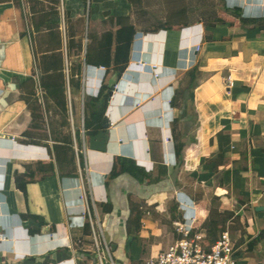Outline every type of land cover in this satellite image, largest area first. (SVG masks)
I'll return each mask as SVG.
<instances>
[{"label": "crops", "instance_id": "0c3cea01", "mask_svg": "<svg viewBox=\"0 0 264 264\" xmlns=\"http://www.w3.org/2000/svg\"><path fill=\"white\" fill-rule=\"evenodd\" d=\"M135 2L59 0L54 8L49 0H0V264H98L81 214L83 187L118 262L154 257L177 238L176 220L191 214L202 228L214 208L241 244L237 264H264V0ZM57 19L58 29L74 33L72 59L82 44L77 91L66 74L77 155L69 118L45 94L44 107L36 100L38 48H56L41 38ZM129 23L128 61L102 118L109 122L106 150L89 148L85 127L83 149L85 102L111 78L103 65L85 62V49ZM159 23L171 27L146 29ZM114 157L141 171L110 176ZM48 164L52 172L28 181L25 191L17 187L15 172ZM136 206L138 230L130 221Z\"/></svg>", "mask_w": 264, "mask_h": 264}, {"label": "trees", "instance_id": "16d2710c", "mask_svg": "<svg viewBox=\"0 0 264 264\" xmlns=\"http://www.w3.org/2000/svg\"><path fill=\"white\" fill-rule=\"evenodd\" d=\"M52 2L53 7L56 8L59 0H49ZM130 3L136 7L135 0H129ZM139 1V0H138ZM57 13V11L55 10ZM67 18V13H65V21ZM118 23V19L115 20ZM171 25L165 23H159L157 26H147L146 29L156 30L159 28H170ZM50 29H47L48 33L46 37L41 38V42L46 45L49 42H55L57 44L56 48H38L40 53L37 62V69L40 73V84L44 90V94L47 97V105L51 106V102L58 111H60L64 116L68 117L67 110V100H66V73L65 68H67V78L68 83L72 89V92L77 91V85H79V78L81 73L82 61L80 60V54L82 53V44L79 42L76 44V49L78 56L71 58V48L72 43L74 42L73 36L74 33L67 29H58V19L54 26H50ZM55 28V29H53ZM133 24H125L119 26L114 32L109 30L105 31L100 38L94 43L87 45L84 52V60L86 63L94 65H103L106 68L105 72L111 71V78L108 82L102 83L99 93L96 97L90 98L85 102V108L88 109V113H85L84 117V127L87 129V133L91 134L92 132L97 131V128H100L101 121L104 115V110L108 100V91L113 89V86L116 80L121 75L124 67L128 61V52L130 48L131 38L134 33ZM64 39V44L62 42ZM110 70V71H109ZM77 76V78H76ZM78 82H77V80ZM31 115L33 118H40L41 113L38 105L35 100L31 106ZM96 127V128H95ZM30 135V132H26L25 135ZM77 134V133H76ZM38 136L30 137L31 142H39L37 139ZM65 146L63 147L67 151L73 152L72 141L71 139H64ZM57 145H54V150L57 149ZM39 172L35 173L31 170H28L27 173H14V181L17 187L25 191V185L28 181L35 180L49 174L53 171L52 165L48 164L47 166L42 165L38 166L37 169ZM141 171L140 168L135 164L134 161L125 159L123 157H114L112 163V169L110 176H115L122 172H129L131 174H136V172ZM77 172L74 169H70L67 174L71 176ZM35 217L33 215H30ZM140 218L141 211L138 207H135L134 216L131 218L132 227L136 230L140 228ZM86 228V233H90L89 224L86 222L84 224ZM202 228L205 230V242L212 243L214 242L221 231L224 230L223 222L218 219V213L216 209L212 208L209 210L208 217ZM33 232V231H31ZM85 255V252H82Z\"/></svg>", "mask_w": 264, "mask_h": 264}, {"label": "built area", "instance_id": "2783aa9c", "mask_svg": "<svg viewBox=\"0 0 264 264\" xmlns=\"http://www.w3.org/2000/svg\"><path fill=\"white\" fill-rule=\"evenodd\" d=\"M140 65L144 63L138 61ZM153 74L156 77L158 75L155 72V65L151 66ZM102 72L105 73L104 67ZM67 74V68H65ZM38 81V77L35 76ZM116 85L114 84L113 87ZM112 90V89H111ZM67 93V110L68 118L71 124V132L73 135V147L75 153H79L80 150L77 148L76 140L74 137V127L72 121V112L70 104V91L68 83L66 85ZM36 100L44 107V90L40 84H37ZM83 104V94L81 97V105ZM81 136L83 141V149H85V129L83 126V113L81 115ZM180 194L178 193V196ZM81 201L84 203V209L82 210V217L86 219L89 224L90 237H91V251L95 254L98 264H123L116 262L111 254V247L107 243L102 233V227L97 215L92 214L95 212V204L92 201L90 204L89 190L87 187L82 188V192L79 195ZM182 199V200H181ZM180 205L187 207L184 198H179ZM252 204V201H250ZM85 222V223H86ZM68 223L72 224V217L69 216ZM173 228L178 235L174 241L167 245L164 249L160 250L154 257L143 259L135 264H237L239 258V250L241 247L240 242L233 241L230 238L227 229L221 231L217 239L212 243H206L205 233L202 228L195 224V217L191 214L183 216V219L176 220L173 223Z\"/></svg>", "mask_w": 264, "mask_h": 264}, {"label": "water", "instance_id": "95a60500", "mask_svg": "<svg viewBox=\"0 0 264 264\" xmlns=\"http://www.w3.org/2000/svg\"><path fill=\"white\" fill-rule=\"evenodd\" d=\"M112 94V90L108 91V96ZM109 125V122L107 119H103L101 121L100 128L92 134L87 135V144L90 149L98 150V151H105L106 150V144L109 138L107 127ZM261 207H256L257 210H259ZM132 241V236H127L126 242H125V249L128 251L130 248V244Z\"/></svg>", "mask_w": 264, "mask_h": 264}, {"label": "rangeland", "instance_id": "374dc122", "mask_svg": "<svg viewBox=\"0 0 264 264\" xmlns=\"http://www.w3.org/2000/svg\"><path fill=\"white\" fill-rule=\"evenodd\" d=\"M70 126V131H71V124L69 125ZM39 133L41 134V132L39 131ZM171 207V206H170ZM177 212V211H176ZM170 213H172V211L170 212ZM178 213V212H177ZM218 219H219V217H218ZM107 241V240H106ZM107 243H108V241H107ZM109 244V243H108ZM110 246V245H109ZM127 253V252H126ZM139 260V259H138ZM138 260H136V261H138ZM115 261H117L116 259H115ZM118 262V261H117Z\"/></svg>", "mask_w": 264, "mask_h": 264}]
</instances>
